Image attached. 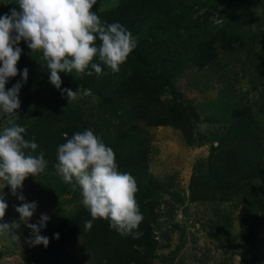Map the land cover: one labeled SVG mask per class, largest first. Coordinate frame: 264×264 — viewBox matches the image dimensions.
<instances>
[{"label":"rangeland","instance_id":"obj_1","mask_svg":"<svg viewBox=\"0 0 264 264\" xmlns=\"http://www.w3.org/2000/svg\"><path fill=\"white\" fill-rule=\"evenodd\" d=\"M121 1L97 0L93 11L97 15L114 11ZM17 2L0 0V17L10 15L13 8L22 11ZM257 14L260 16V11ZM216 16L209 17L216 21ZM18 46L22 49L18 74L10 77L5 86L9 90L17 83L22 85L16 124L21 122L25 108L35 107L32 87L50 77V73L43 76L40 69L33 73L27 66L42 51L32 53L23 40ZM221 48L218 44L214 47L219 63L204 68L189 66L161 92L166 105L177 103L191 114V138L172 126L150 127L134 122L146 150L145 184L154 204L152 212L144 216L152 238L149 246L141 247L147 251L148 264H264V151L257 168L248 176L233 177L225 185L222 184L229 175L218 173L214 182V177L209 176L216 168L221 171L236 163L224 141L229 130H236L238 117L249 115L257 134H264V79H258L264 73V48H254L262 65L255 74L258 80L252 81L241 71L246 46L235 53L231 46L227 51ZM25 68L29 71L26 82L22 75ZM95 99L89 93H78L71 104L84 102L96 109ZM124 105L129 107V102L124 100ZM8 126L9 120L0 118V131ZM5 185L0 180V192L9 205L0 223L17 222L19 227L11 234L0 235V264L102 263L88 245L85 233L73 222L82 202L81 192L58 185V177L55 179L49 170L28 177L16 195ZM23 203L36 204L27 223L39 225L43 215L49 217L40 229V235L49 238L47 247L29 243L32 229L16 211Z\"/></svg>","mask_w":264,"mask_h":264},{"label":"trees","instance_id":"obj_2","mask_svg":"<svg viewBox=\"0 0 264 264\" xmlns=\"http://www.w3.org/2000/svg\"><path fill=\"white\" fill-rule=\"evenodd\" d=\"M212 14L217 15L216 21L210 19ZM98 16L103 23H120L138 40L119 72H113L97 58L94 62L101 63V75L91 68L79 74L75 70L71 74L61 73L60 89L49 79L36 83L32 87L34 99L38 97L32 100L35 107L25 108L18 124L26 129L25 139L37 143L34 155L44 154L45 170L53 172L55 179L58 177V185L73 187L78 193L81 189L74 186L75 181L66 183L57 171V150L66 142L65 134L71 138L77 132L92 130L113 149L118 171L136 179V199L144 217L152 212L154 204L149 198L150 188L145 184L148 178L146 150L134 122L150 127L172 126L191 138V114L177 103L166 105L161 92L187 67L204 68L219 63L216 44L226 51L231 46L234 53L246 46L241 71L248 80L257 79L255 74L262 60L254 48L257 45L264 48V26H260L264 25V0H122L114 11ZM99 43L97 40V45ZM27 66L33 73L38 69L43 76L50 73L43 54ZM89 70L93 75H87ZM263 76L264 73L258 79L263 80ZM63 89L93 95L96 109L87 107L84 102L69 103ZM124 100L129 102V107L124 105ZM253 123L247 114L237 118L236 130H229L224 141L236 163L225 170L214 169L209 175L214 177L211 181L214 182L218 173L229 175L222 184L225 185L233 177H245L255 171L264 151V134L261 131L257 134ZM248 165L251 168H247ZM91 219L89 210L81 202L73 222L85 233L88 245L96 251L101 264H148L147 251L141 248L152 242L145 219L138 228L142 232L139 239L120 235L104 219L94 220L93 227L85 230V222Z\"/></svg>","mask_w":264,"mask_h":264},{"label":"clouds","instance_id":"obj_3","mask_svg":"<svg viewBox=\"0 0 264 264\" xmlns=\"http://www.w3.org/2000/svg\"><path fill=\"white\" fill-rule=\"evenodd\" d=\"M97 0H18L22 11L11 9V14L0 17V118L9 120L8 127L0 131V180L10 186L13 195L23 187L28 177H36L45 170L47 161L44 154L32 153L38 148L36 142L25 139L26 129L15 123L16 110L20 108L19 93L22 85L17 83L6 90L10 77L18 74L17 64L22 49L18 46L26 41L32 53L42 51L50 72V82L60 89L61 73H84L91 68L97 75L103 69L100 62L113 72H119L120 65L137 47L138 40L131 31L120 23H103L93 11ZM99 40V45H97ZM27 81L29 71L23 70ZM93 75V71H87ZM69 103L77 98L78 91L63 89ZM57 150L58 173L66 183L78 185L81 189L82 204L92 217L84 224L85 230L93 227V221H109L110 228L122 236L131 235L139 239L138 231L144 217L136 199L138 186L129 173L118 171L113 149L108 147L92 130L75 133ZM24 200L23 195L19 196ZM9 205L0 192V221L4 220ZM36 210L35 203H23L16 211L32 229L29 243L33 246L49 245V238L40 235V229L49 220L43 215L40 224L27 223ZM19 223H0V235H8ZM59 239V234H55Z\"/></svg>","mask_w":264,"mask_h":264}]
</instances>
